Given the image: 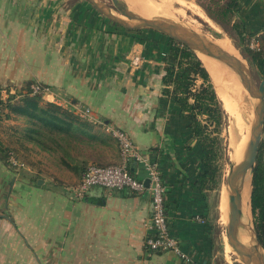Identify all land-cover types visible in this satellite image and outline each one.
I'll use <instances>...</instances> for the list:
<instances>
[{"label":"crops","instance_id":"obj_1","mask_svg":"<svg viewBox=\"0 0 264 264\" xmlns=\"http://www.w3.org/2000/svg\"><path fill=\"white\" fill-rule=\"evenodd\" d=\"M229 1L211 7L215 18L207 17L228 37H253L264 51V0H235L224 16L219 9ZM168 48L167 35L118 26L87 0H0V89L39 81L58 97L47 95L40 104L77 115L72 105L80 102L97 119L77 115L84 124L48 128L58 135L54 145L42 144L52 155L38 169L15 168L0 157V264H186L173 251L145 252L148 190L93 185L75 195L88 163L119 161L111 126L159 159L172 233L194 262L213 264L217 225L209 194L193 184L199 148L178 105L162 93ZM130 168L146 180L141 165Z\"/></svg>","mask_w":264,"mask_h":264},{"label":"trees","instance_id":"obj_2","mask_svg":"<svg viewBox=\"0 0 264 264\" xmlns=\"http://www.w3.org/2000/svg\"><path fill=\"white\" fill-rule=\"evenodd\" d=\"M234 5L235 0H230L222 5L219 11L226 16L228 12H232ZM206 13L210 18H215L211 10ZM216 22L225 25L221 21L216 20ZM140 30L143 29L135 31ZM168 39V52L163 55L162 93L178 105L180 116L186 120L189 136L196 139L201 168L194 176L193 184L203 193L216 188L223 176L221 164L223 152L219 147L218 136L214 133L219 131L223 110L209 73L196 53L186 45L170 37ZM249 40L250 37L246 41ZM248 50L252 63L264 76V67L261 65L264 51L260 48L258 51ZM41 100L40 95L30 94L18 99H14L13 95L5 101L0 99V119L8 118L11 114L25 115L32 122L46 128H65L72 124H84L71 111L53 102L40 104ZM30 130L34 131L31 127ZM10 154V150L0 146V157L5 163L11 164ZM250 201L254 230L264 247V139L261 140L253 170Z\"/></svg>","mask_w":264,"mask_h":264},{"label":"rangeland","instance_id":"obj_3","mask_svg":"<svg viewBox=\"0 0 264 264\" xmlns=\"http://www.w3.org/2000/svg\"><path fill=\"white\" fill-rule=\"evenodd\" d=\"M103 1L112 5L110 0ZM137 1H139L142 6L140 4H135L131 0H128V6L144 15L183 21L189 27H195L208 33L211 38V35L215 36L216 38L213 39H218L220 36L229 38L231 41V48L235 49L236 47L239 53L245 56L248 63L251 64L255 81L258 82L263 77V73H259L257 71L254 63L251 61L250 55L248 54V49L258 51L257 48L259 47V44L257 41L255 40L257 43V48H251L249 46V42L244 39L228 37L226 31H223V29H221L209 17H207L208 15L206 11L210 12L211 7H215L216 4L222 2L223 0ZM142 9L144 12H142ZM209 21L217 26L218 29L212 27ZM235 55L239 57L237 54ZM261 65L264 67V57L261 58ZM199 82L200 80L197 81V83ZM221 106L223 110V118L219 127V131L214 133L218 136V142L220 145L219 147L223 152V157L221 159L223 176L218 182L216 188L207 190L210 200V217L217 225L219 240V254L218 257L213 260V264H243L237 254L233 252L227 243L224 230V221L226 220L225 210L227 208V203L224 200L222 192L225 190V176L229 168V163L231 160L237 162L239 159L244 148V141H246L248 138L250 125L244 128L242 135L241 130L238 128L239 119L237 115L235 116L225 109L222 102ZM247 108V114H253L252 106L250 110L248 103ZM251 118L252 115H249V119ZM30 127L34 129V131H31ZM53 135L58 134H54V132L50 131L41 124L32 122L27 116L24 115L13 114L8 119H0V146L11 151V155L17 160L18 163L17 165L11 164V166L15 168L34 170L33 168L35 167V169H38L40 166L39 161H41V159L46 157L50 159L49 155H52V153H50L49 150L44 149L42 144H46L48 146L54 145V143L51 141ZM56 153L58 152L55 151L53 154L56 155ZM234 154H236V160L233 158ZM249 219L251 220V215H249Z\"/></svg>","mask_w":264,"mask_h":264},{"label":"water","instance_id":"obj_4","mask_svg":"<svg viewBox=\"0 0 264 264\" xmlns=\"http://www.w3.org/2000/svg\"><path fill=\"white\" fill-rule=\"evenodd\" d=\"M103 16L112 20L125 29H151L167 35L175 41L186 45L196 54L197 52L219 59L236 70L242 86L251 96L253 109L251 126L248 138L244 143L242 156L239 161L231 160L225 176V192L227 194V214L224 221V230L229 247L237 254L243 264H264V247L258 240L251 210L252 175L258 149L262 140L264 126V76L256 82L252 73L251 64L237 48L240 58L223 49L213 39L208 38L204 31H197L185 24L162 17H153L141 14L128 6L126 0H110L111 4L103 0H87ZM116 11H115V10ZM211 35V34H210ZM212 38H216L211 35ZM249 180V209L251 214V230L253 239L247 243L240 237L242 219V187ZM148 180H145L147 184Z\"/></svg>","mask_w":264,"mask_h":264},{"label":"built area","instance_id":"obj_5","mask_svg":"<svg viewBox=\"0 0 264 264\" xmlns=\"http://www.w3.org/2000/svg\"><path fill=\"white\" fill-rule=\"evenodd\" d=\"M249 46L257 48V43L253 37L249 40ZM25 94L40 95L41 97L51 95L54 100L58 98L49 85L39 81L31 82L27 87L24 86L19 90L8 87L0 89L1 101H5L11 95L14 96V99H18ZM72 107L77 115L97 121L92 116L90 108L85 107L82 103H74ZM108 129L117 141L119 161L109 164L88 163L81 179L73 187L75 195H84L93 185H102L110 189L124 190L130 193L148 190L151 197V211L143 222L145 228V252L153 254L173 251L186 264H197L188 254L181 250L177 237L170 229L165 206L166 188L159 159L142 153L124 129L112 126ZM9 161L13 165L18 164L11 154ZM132 163L139 164L144 169L148 180L147 184L131 171Z\"/></svg>","mask_w":264,"mask_h":264},{"label":"bare ground","instance_id":"obj_6","mask_svg":"<svg viewBox=\"0 0 264 264\" xmlns=\"http://www.w3.org/2000/svg\"><path fill=\"white\" fill-rule=\"evenodd\" d=\"M131 1L137 5L138 4L141 5V3L137 0H131ZM142 12H144L143 9H142ZM211 26L214 27L215 29H218L217 26H214V25H211ZM191 28L197 31H202L195 27H191ZM206 35L208 38H211L208 33H206ZM213 40L217 44H219L223 49L227 50L228 52L234 55L237 54L240 58V55L238 54L237 50L231 48V41L229 38L227 37L224 38L220 36L218 39H213ZM197 56L199 57L202 64L208 71L210 78L213 82L216 94L218 98L220 99V101L223 103L224 108L227 109L231 114L235 116L237 115L239 119L238 128L241 130V134H242L246 126L248 125L251 126V123L249 121V115H252V114H249V115L247 114V109H248L247 103L251 110V96L246 91V89L242 86L235 69L231 68L229 65H227L223 61L216 59L214 57H211V56L199 53V52H197ZM246 98H247V103H246ZM235 155L236 154H234L233 156L234 159H235ZM241 156H242V153L237 161L241 159ZM249 192H250V183L248 180L246 183H244L242 187V202L243 203H242V219H241V225H240V228H241L240 237H241L242 242L244 243H247L248 239L254 238L252 234V230H251L252 228L251 220L249 219V215H251L249 205H248L249 204ZM222 194H223L224 200L227 203V194L225 190L222 192ZM225 211H226L225 213L227 214V208Z\"/></svg>","mask_w":264,"mask_h":264}]
</instances>
